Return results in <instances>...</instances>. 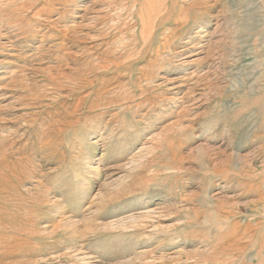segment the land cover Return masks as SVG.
<instances>
[{"label":"rangeland","instance_id":"obj_1","mask_svg":"<svg viewBox=\"0 0 264 264\" xmlns=\"http://www.w3.org/2000/svg\"><path fill=\"white\" fill-rule=\"evenodd\" d=\"M128 2L0 0V264H264V0Z\"/></svg>","mask_w":264,"mask_h":264},{"label":"bare ground","instance_id":"obj_2","mask_svg":"<svg viewBox=\"0 0 264 264\" xmlns=\"http://www.w3.org/2000/svg\"><path fill=\"white\" fill-rule=\"evenodd\" d=\"M21 1V0H18ZM141 1V0H140ZM138 2V0H129L128 4H132V7H137L136 3ZM147 4V3H146ZM16 6H19V4L17 3ZM148 6V5H147ZM8 8V7H7ZM131 8V7H130ZM151 9V8H150ZM10 10V9H9ZM114 11V10H113ZM2 13V12H1ZM134 15V13H133ZM136 15V14H135ZM134 15V16H135ZM165 17V14L163 15H157L155 21L153 22L152 26L149 28L145 23L141 22L140 25L142 26V30L139 33V36L141 38V41L143 42V45L140 46L137 43H133L132 49H124V46H117L118 50H116L115 53H113L110 57H108V54L110 53V51H108V48L104 51H102L101 53H99L97 55V58L101 59H109L108 66L107 67H102L103 69L106 70V72H109L113 69H120V70H128L130 67L135 66V60L132 59L133 56L135 55H139L140 53H142L143 51L146 50V47L149 45V42L154 39L155 35L157 34V32L159 31V22H161V20ZM114 18V17H113ZM139 18V17H138ZM14 20V19H13ZM12 21V20H11ZM95 21V20H94ZM143 21V20H142ZM12 23V22H11ZM133 42V41H132ZM61 45V44H60ZM55 46V45H54ZM61 48V47H60ZM87 48V47H85ZM94 47H90L87 48L86 50H84L85 52H83V55L86 56V60H88V58H93L92 56H94L93 54H91V49H94ZM115 48V47H114ZM95 50V49H94ZM98 50H96L97 52ZM64 52V50H63ZM96 52L94 54H96ZM98 53V52H97ZM96 56V55H95ZM59 57V56H58ZM64 57V56H63ZM75 58V57H74ZM84 58V57H83ZM63 58H57V61L61 62ZM93 60V59H92ZM105 61V60H104ZM59 62V64H60ZM95 63V62H94ZM81 64V63H80ZM91 64V63H90ZM87 65V64H86ZM91 68H93V65H91ZM86 69V68H84ZM56 70V69H55ZM76 70V69H75ZM75 73H80V69L76 70ZM67 78V80L72 81L74 85H78L80 84V82H84L85 85L89 86V84L91 82L87 81L86 79H81L78 78V76H73L72 77H65ZM49 79V78H48ZM99 79V78H98ZM51 80L54 81L55 78L51 77ZM15 83H17L15 81ZM105 85V84H104ZM73 86V85H72ZM84 86V85H83ZM86 86V87H87ZM98 86V85H97ZM80 87V86H79ZM83 90V89H82ZM100 93V92H99ZM94 94V93H93ZM98 95V94H97ZM92 103V102H91ZM264 105V104H263ZM263 110V109H262Z\"/></svg>","mask_w":264,"mask_h":264}]
</instances>
